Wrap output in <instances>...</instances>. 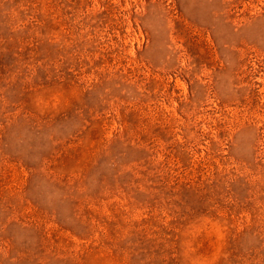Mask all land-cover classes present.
I'll use <instances>...</instances> for the list:
<instances>
[{
    "label": "rangeland",
    "instance_id": "obj_1",
    "mask_svg": "<svg viewBox=\"0 0 264 264\" xmlns=\"http://www.w3.org/2000/svg\"><path fill=\"white\" fill-rule=\"evenodd\" d=\"M0 264H264V0H0Z\"/></svg>",
    "mask_w": 264,
    "mask_h": 264
}]
</instances>
